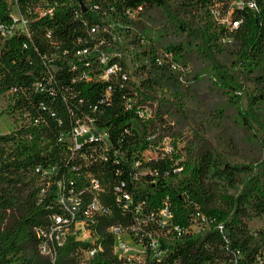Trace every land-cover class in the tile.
Wrapping results in <instances>:
<instances>
[{
  "label": "trees",
  "instance_id": "obj_1",
  "mask_svg": "<svg viewBox=\"0 0 264 264\" xmlns=\"http://www.w3.org/2000/svg\"><path fill=\"white\" fill-rule=\"evenodd\" d=\"M177 1L192 12L194 29L167 0H0V94L14 124L0 132V264L16 256L18 264H264V227L250 232L245 221L264 215V159L231 162L200 146L179 170L140 111L149 100L179 113L182 105L141 90L121 55L108 54L114 39L106 21L133 11L140 17L148 7L171 16L177 40L145 32L151 64L186 70L193 81L207 76L220 94L214 113L258 144L264 0ZM194 57L202 64L191 73ZM78 123L93 135L76 144ZM195 210L213 223L187 229ZM56 216L65 220L61 242ZM78 223L87 238L77 237ZM112 227L139 247L136 257L114 252Z\"/></svg>",
  "mask_w": 264,
  "mask_h": 264
},
{
  "label": "rangeland",
  "instance_id": "obj_2",
  "mask_svg": "<svg viewBox=\"0 0 264 264\" xmlns=\"http://www.w3.org/2000/svg\"><path fill=\"white\" fill-rule=\"evenodd\" d=\"M170 10L190 25V29L198 22L192 12L180 8L177 0H167ZM12 13H15L12 8ZM141 16L133 11L125 16L107 17L106 21L113 32L114 46L109 54L121 55L129 74L137 82L141 90L157 98L168 99L169 102H180L182 113L175 110L173 105L162 106L157 100H149L143 105L142 115L149 124L152 135L159 140L168 151L174 163H178L182 170L186 155L192 149L200 146L213 147L227 160L237 163H257L264 159V128L253 124V130L260 135L258 144L248 142L242 138V133L233 128L228 122L220 120L214 113L215 102L219 93L213 85L204 78L193 81L190 73H184L164 68H157L146 54L148 49L145 32L166 33L168 39L177 40L178 35L173 32L175 21L161 9L143 8ZM144 35V36H143ZM186 33L182 34V37ZM192 37V36H190ZM191 73L198 69L202 61L199 57L188 60ZM155 79L156 82L152 80ZM147 84H149L147 86ZM247 91L254 88L250 81L245 83ZM244 96L243 93L241 94ZM7 103L0 94V132L14 127L7 112ZM166 108L169 109L166 110ZM247 228L254 232L264 227V215L250 214L245 218ZM193 222L192 226H197ZM126 240L124 235L121 236ZM136 246L129 245V252L136 253ZM11 264H18V256L11 258Z\"/></svg>",
  "mask_w": 264,
  "mask_h": 264
},
{
  "label": "built area",
  "instance_id": "obj_3",
  "mask_svg": "<svg viewBox=\"0 0 264 264\" xmlns=\"http://www.w3.org/2000/svg\"><path fill=\"white\" fill-rule=\"evenodd\" d=\"M12 8H14L15 10V13L12 14V17H13V20L14 21H19L20 24L22 26H24L26 23H27V19L26 18H23L17 11V8L16 6H13ZM13 11V10H12ZM213 14H215V17L217 16L216 13L213 12ZM220 20L221 22L225 20V17L221 16L220 17ZM233 25L235 26L236 23L234 22ZM6 31H9L5 29V31L3 32H6ZM109 54V52H108ZM106 60H107V54L105 55H100V62L105 66L106 65ZM161 60V57H160V54H159V57L157 59V61H160ZM112 67L113 66H108L106 67V69L104 70V75H106L107 73H109L111 70H112ZM170 69L172 70H176L178 72H181L179 69H177L176 67L172 66ZM186 72V70H184L183 72H181V75H180V79H182V75H184V73ZM140 114L142 115V111H140ZM143 116V115H142ZM93 133H92V129L90 127V125L86 124V123H78L74 126L73 128V132H72V141L74 143H78L81 139L85 138V137H92ZM159 145L161 146V148L168 154V151L164 148V146L161 145V143L159 142ZM161 214H162V217L163 219L167 220L169 217H170V212L167 210V209H163L161 211ZM196 220H200L201 222L198 223L197 222V226L193 227L192 224L194 221ZM214 219L213 217H209L207 216L206 214H204L201 210H195L190 221H189V224L187 226V229L191 230V231H198V230H203L205 229L209 224L213 223ZM62 222H65V220H63L61 217L59 216H56L54 217V221H53V227H52V230H56L57 233L55 235L56 239L61 242L62 240V237H63V233L66 231L65 230H61L60 226H61V223ZM219 228L221 227L220 224L217 225ZM76 228L77 229H80V232L78 234L77 237L79 238H87L88 237V232L86 231V229L84 228V226L82 225V223H78L76 224ZM174 229H178L177 226H174ZM112 230L115 232V242H114V246H113V249H114V252L119 256V257H123V258H132V257H136V253L137 251H140L139 247H137L136 245L132 244L129 240H123L121 238V236L123 235L122 233L118 232L116 227H112ZM133 245V246H136V253H130L129 252V245ZM156 243L154 242H151V247H154ZM93 253V249L92 250H89L85 253V256H89Z\"/></svg>",
  "mask_w": 264,
  "mask_h": 264
}]
</instances>
